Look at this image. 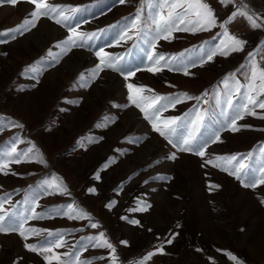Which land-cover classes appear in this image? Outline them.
Returning <instances> with one entry per match:
<instances>
[{"label": "rangeland", "instance_id": "374dc122", "mask_svg": "<svg viewBox=\"0 0 264 264\" xmlns=\"http://www.w3.org/2000/svg\"><path fill=\"white\" fill-rule=\"evenodd\" d=\"M41 2L61 6L69 21L56 24L55 20L61 19L59 12L51 13V18L31 17L36 9L30 0L0 2V32H9L8 36H0L6 41L0 43V165H4L0 170V215L6 217L5 227L15 223L13 213H23L25 208L27 214L33 209L67 211L64 206L71 204L82 209L85 216L80 220L56 215L29 220L24 227L38 229L40 234L27 238L18 231L0 232V264H48L39 249L32 253L24 245L47 246L49 231L61 232L65 246L53 248L52 253L45 255L55 254L61 260L69 259L65 253L76 251L79 246L71 259L90 260L91 264H113V259L115 264H235L227 253L242 264H264V185L244 188L220 167L224 163L222 157L235 155L238 160L233 163L242 158L249 165L247 175L241 174L246 182L264 174V119L259 118L264 116V109L254 107L256 116L246 115L238 121L239 132L222 131L221 140L210 143L201 158L172 148L127 98L128 83L144 88L142 97L180 93L201 97L199 109H212L200 135L201 142L208 140L218 127L216 120H222L214 95L224 94V78L229 77L233 89L237 82L242 85L241 102L254 67L257 79L250 94L256 96L264 83L259 78V72L264 71V0H201L212 9L215 28L195 34L174 31L172 39L158 40L157 54L169 59L180 58L183 53V58L194 60L201 47H219L225 31L245 41L243 51L226 57L217 54L212 61L205 56L203 62L188 69L187 76L183 71L167 68L158 73L147 71L152 66L147 60L150 49L138 43L135 29H129L131 40L117 42L129 18L137 23L139 15L140 27L154 32L152 19L167 16L171 4L178 0H166L162 9L159 0H125L123 4L118 0ZM190 18L195 19L194 13ZM253 21L260 27L253 29ZM35 22V27L23 35L10 38V31L17 26L26 29ZM68 24L77 33L89 34L86 43L90 47L67 53L57 47L69 35ZM101 49L122 58L119 63L125 72L140 70L125 80L119 72L105 69L92 82L90 71L99 62L95 52ZM73 60L78 61L75 68L70 67ZM29 69L28 77L35 79L23 75ZM81 73L90 81L88 88L78 82ZM233 99L237 100L235 92ZM68 100L74 103H66ZM260 101H264V94L258 96L257 103ZM197 104L196 100H186L161 113V121L179 117ZM173 152L176 159H167ZM10 154H21L19 162L10 160ZM109 161L105 169L103 166ZM97 172L99 180L95 179ZM42 181L46 182L42 185L45 194L33 203L31 197L37 196V185ZM57 184L66 189L63 194L55 187ZM212 184L219 188L210 192ZM92 187L95 194L89 193ZM26 195L30 197L27 204ZM138 200L151 205L147 212L129 211ZM111 202L115 203L109 209ZM121 217L137 219L140 224H130ZM90 223H97L98 227L92 229ZM101 232L116 248L114 256L87 239ZM168 239H173V243L167 244ZM84 244L88 246L85 248ZM161 245L164 254H158ZM51 264L57 261L53 258Z\"/></svg>", "mask_w": 264, "mask_h": 264}, {"label": "snow or ice", "instance_id": "6c2138e0", "mask_svg": "<svg viewBox=\"0 0 264 264\" xmlns=\"http://www.w3.org/2000/svg\"><path fill=\"white\" fill-rule=\"evenodd\" d=\"M3 2V0H0ZM31 3L35 5V11L30 13L31 17H39V16H47L50 17L51 13L59 12L61 19H56L55 23L58 25H63L65 22L69 21V16L64 15V9L61 6H49L41 0H30ZM119 3L123 4L125 0H118ZM166 0H159V6L162 9L165 6ZM185 3L187 6L185 7ZM177 8H183L182 12H177ZM75 10V9H73ZM195 15V19L190 18L191 14ZM240 15H246L245 13H240ZM51 18V17H50ZM251 20V17H248ZM28 20V19H25ZM137 23H132L131 18H129V22L125 24V28L121 30V35L118 37V41L125 40V38L131 40L133 37L129 35V29H135V35L139 38L138 43L142 42L147 45L150 49L147 60L151 62L150 67L147 68V71L158 73L161 72L164 68H167L169 71H183L184 75H189L188 69L190 67H195L198 62H203L206 56L207 61H212L213 57L217 54L220 56H228L232 52H240L243 51L245 41L237 39L235 36H229L225 31L223 33L225 39L220 42L219 47L216 49H205L201 47L198 49L200 55L197 59H192L191 57L183 58V53L181 57H171L166 59L164 54H157L155 49L157 47L158 40H170L172 39V33L174 31H186L191 32L193 34L203 31H208L217 26L216 18L213 14L212 9L207 3H202L201 0H184V2H174L170 6V10L168 11V15H159L158 19H152V24L156 27L154 32L150 29L141 28L139 25L140 16H136ZM180 24H185L184 28H180ZM36 22L31 26L25 28H20L17 26L15 31L11 32V39H15L16 35H23L26 31H28L31 27H35ZM223 27V24H221ZM69 35L67 39L62 43L58 44L57 47H61L63 53H67L74 48H82L87 45L86 41L89 38V34L87 33H77L75 27H72L70 24L67 25ZM253 29L259 28L260 25L256 24L254 21L251 24ZM9 32H0V36H8ZM6 41L0 40V43H5ZM193 51H197L194 49ZM51 54V53H50ZM59 55L55 58V62L58 64ZM95 56L98 58V64L90 71V80L94 82L99 74L105 69H110L112 71L119 72L125 80H128L129 77L135 76L136 72L140 69L137 68L135 70H129L127 72L124 71L123 67L119 63L122 58L112 56L109 53L105 52L103 49L96 51ZM251 56V54H250ZM163 62V63H162ZM41 63H43V58H41ZM54 64H47V67H53ZM244 67V66H242ZM27 70L23 75L28 77ZM31 79H35V76L28 77ZM259 78L262 82H264V71L259 72ZM257 79V70L254 67L251 73V82L248 84V91L244 93L243 102L239 100L240 88L242 85L239 82L236 83L235 88L233 89L229 84V77L226 76L222 83L224 84V94L216 92L214 95L215 106L220 108V116L222 120L217 119L216 124L218 127L212 133V136L208 140H204L201 142L200 135L203 128L207 127L206 117L212 112L211 108H205L203 110L199 109V101L201 97H193L186 95L184 93L174 94V95H153L151 97H142L140 94L145 91L142 87H137L132 83L127 84L128 90V100L131 104L135 105L136 108L139 109L141 113L144 114V119L151 122V128L153 131L157 132L161 137L165 138L167 142L174 149H178L180 152L184 153H194L198 157L203 158L205 155V150L209 146L210 143H216L221 140V132L224 130H228L231 132H239L241 127L238 126L237 122L243 120L246 115L256 116L257 113L254 111V107H259L260 109H264V101H260L257 103V99L259 95L264 94V83L261 84L260 90L257 92L256 96L251 95L250 93L254 91L255 81ZM78 82L81 87L88 88L90 86V81L85 79L84 73H81L78 77ZM23 90V89H21ZM233 92L237 95V100L233 99ZM207 93H205V96ZM186 100H196L198 102L197 106H194L193 109L189 112L182 114L179 117H170L161 121V113L168 111L169 109H175L177 105L185 102ZM148 101H151L148 103ZM207 103V100L204 101ZM66 103L72 104L74 101L68 100ZM251 106V107H250ZM63 110V109H62ZM234 111V114H233ZM264 119V116L259 117ZM160 122V123H158ZM161 123L163 127H161ZM22 126V125H21ZM97 127H101L98 123ZM246 127V126H245ZM176 137V139H173ZM100 139H103L101 137ZM135 142V141H133ZM31 151V149H29ZM15 152V149H13ZM21 158V154H16V156L9 155L10 160H15V162H19ZM167 159L175 160L176 154L172 153L170 157ZM224 163L220 165L221 170L226 172L230 176H234L236 180L240 181L244 188L255 189L258 185H264V174L260 175L259 179H252L250 182H246L242 178V173L247 175L245 171L248 169L249 165L243 162L241 158L239 163H233L238 160V157L235 155L226 156L221 158ZM111 161L105 163L103 166L105 169L108 167V164ZM206 163H211V161H207ZM215 166V165H214ZM4 165H0V170ZM261 172L264 173V168L261 169ZM7 175V173H5ZM95 179H100V174L97 172L95 174ZM46 183L44 181L40 182L37 187L40 188L37 196L31 197L33 203L39 197L45 194V190L42 185ZM31 187V186H30ZM55 187L59 190L60 194H63L66 189L63 188L62 185H55ZM219 188V185H209V191L211 192L213 189ZM90 194H95L96 189L92 187L89 189ZM48 195H53L56 193L48 192ZM30 200L29 196H25V203L27 204ZM115 202H111L107 207L110 209L114 206ZM264 203V201H262ZM67 211H63V209H50L42 212H36L34 209L31 214L28 213V209L25 208L23 213H13V219L15 223H8L7 227H5L6 217L4 215H0V232H19V234L25 238L28 235H39L40 230L38 229H26L24 227L25 222L29 220H43L46 218H52L54 215L56 216H66L70 220H80L83 219L85 213L82 209H76L71 204L65 205ZM151 207L150 204H146L143 201L138 200L136 202V206L134 208L129 209L130 212H147ZM121 219L127 220L130 224L139 225L140 221L137 219H129L128 217H121ZM89 227L95 229L98 227L97 223H90ZM48 241L47 246H42L39 244H25L24 247L32 253H35L40 250L41 254L45 261L48 264H51L52 259L54 258L57 261V264H91L90 260H73L71 257L76 256L79 251V246H77L76 251L71 253H65L66 256L69 257L67 260H61V258L55 254L52 257L49 255H45V253H52L53 248H62L64 247V242L62 240V233L57 232H48ZM89 241H95V247L100 249H108L111 251L113 256L116 253V248L110 243L106 238L103 232L99 233V236H90L87 238ZM174 239V237H173ZM173 239H168L166 241L167 244L173 243ZM126 244L127 242H122ZM87 244H84L83 247H87ZM199 251V250H198ZM158 254H164V246L161 245L158 249ZM149 256L153 255V253H149ZM229 259L234 261L235 264H242L238 259L232 255L231 253H227ZM113 264H115V259H113Z\"/></svg>", "mask_w": 264, "mask_h": 264}, {"label": "bare ground", "instance_id": "6f19581e", "mask_svg": "<svg viewBox=\"0 0 264 264\" xmlns=\"http://www.w3.org/2000/svg\"><path fill=\"white\" fill-rule=\"evenodd\" d=\"M52 30L57 32V29H52ZM76 63H78V61H77V60H73L72 63H71V66H70V67H71V68H73V67L75 68L74 65H75ZM109 76H110V77H113L112 75H109ZM104 81H105V80H104ZM104 83H105V82H104Z\"/></svg>", "mask_w": 264, "mask_h": 264}]
</instances>
